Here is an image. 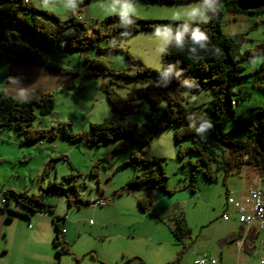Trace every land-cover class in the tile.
Wrapping results in <instances>:
<instances>
[{
    "label": "rangeland",
    "instance_id": "374dc122",
    "mask_svg": "<svg viewBox=\"0 0 264 264\" xmlns=\"http://www.w3.org/2000/svg\"><path fill=\"white\" fill-rule=\"evenodd\" d=\"M29 1L35 7L51 11L61 19L66 18L73 9L77 10L81 21L90 26L95 23L94 20L113 13H130L145 19L174 20H191L204 15L201 0L148 3L143 0ZM221 10L223 32L244 34L242 50L251 49L257 42L264 40V11L246 13L224 8ZM0 26L16 32L19 40L26 46L33 48L36 44L41 48L40 43L26 34L17 23L8 21L4 25L0 23ZM16 27L20 28L19 31ZM171 39V36L157 31H140L119 39L116 42L118 49L112 48L107 51L105 57H101L108 67L121 71L123 62L127 61L128 51L140 57L145 66L160 70L162 51ZM45 50L49 60L56 64V67L48 65L45 68L49 75L58 78L57 83H53L47 90L54 97L55 104L50 114L37 115L32 126L39 130L50 129L47 134H53V140L46 136L43 143L38 144L37 141L26 140L25 132L18 129L5 128L0 131V191L7 188L39 195L45 189L44 198L54 206L53 214L63 216L59 220L60 224L69 230L70 238L66 241L70 244L71 253L58 256V246H53L55 249L52 252L51 240L48 246L34 245L35 242L32 241L28 249L52 252L57 256L56 260L61 257V264H86L95 253L100 258L119 260L118 263L121 264H138L135 260L128 262L127 259L132 256L123 255V251H128V248L145 252L144 256L150 261L149 264H193L198 252L211 249L214 242L217 245L219 235L225 233L229 227L230 221L221 217L223 210L227 209L228 214L233 210L231 207L226 208V188L232 195L239 196L246 193L248 186L264 183V153L261 166L247 165L241 168L239 173L228 174L226 177L219 173L216 182L205 179L199 173L194 193L187 188L189 166L182 165L176 155L179 145L187 146L191 141L186 137L176 141L173 138L175 126L167 127L153 136L149 143L135 145V148L141 149L142 157L151 159V164L156 169H164L167 175L164 185L170 190L169 195H165L169 199L175 198L176 204L160 205L151 200L148 208L143 211L137 199L150 198L149 191L154 189L127 192L123 188L127 180L140 170L137 164L126 165L129 149L115 150L117 139L101 140L97 143L88 141L87 136L91 134L90 123L103 121H112L113 124L135 123L139 130H145L152 120L160 117L162 108L166 106L165 101H162L158 108L151 109L147 102L141 99L131 113L118 114L111 107L103 89H100V84H110L115 92L126 97L135 87L145 83L142 79H128L113 74L105 76L102 70L89 67L84 59L81 60V52L78 50ZM263 60L262 55L244 60V71L251 72ZM7 69L9 70V65L3 56H0V91L8 94V89L5 91L6 85L11 88L14 83L10 81ZM87 69L93 72L84 74ZM136 69L137 65L131 64L127 71L134 72ZM110 78L113 79L112 82H109ZM241 84L250 91V95L240 100L235 110L249 115L252 109L255 110L264 102V78H255L249 74ZM181 92L183 103L196 112L206 108L212 97L210 88L198 92L182 88ZM232 123L225 124V129L235 125ZM52 125L54 128L51 130ZM228 135H232L231 131ZM59 155L64 156L57 158ZM51 157L55 159L53 166L45 171L44 164ZM191 157L184 158L188 160ZM97 162L99 164L96 167ZM121 164L123 165L117 168ZM244 172L250 174L251 178L245 177ZM53 182L62 183L66 187V193L61 190H48L47 187ZM77 194L83 200L103 198L108 201L105 205L95 206L91 203L78 206L74 200ZM67 196L73 199L71 204L68 203ZM10 201L11 211L0 212V250L5 248L8 251L7 256L1 255L0 258H9L8 256H12L11 252L15 254L13 251L22 249L21 243L24 242L26 228L31 227L27 225V217H24L25 208L12 197ZM180 214L184 216L190 233L181 240L174 241L169 227L174 225L173 218ZM7 216L12 219L8 220ZM34 220L53 228L52 213L49 211L31 214V224H35ZM128 231L133 234L124 239ZM74 254L78 256L74 257Z\"/></svg>",
    "mask_w": 264,
    "mask_h": 264
},
{
    "label": "trees",
    "instance_id": "16d2710c",
    "mask_svg": "<svg viewBox=\"0 0 264 264\" xmlns=\"http://www.w3.org/2000/svg\"><path fill=\"white\" fill-rule=\"evenodd\" d=\"M143 1L148 3L176 0ZM201 1L204 15L191 20L145 19L130 13H113L94 20L95 23L90 26L71 14L61 19L51 11L35 7L29 0H0V23L3 25L8 21L17 23L26 34L41 45V48L36 44L30 48L19 40L16 32L0 26V56H3L4 60L10 59L16 63L40 62L56 67L55 62L49 60L45 49L80 51L100 39L108 42L109 48L117 50L116 42L119 39L130 37L140 31H159L171 36L172 39L162 51L160 70L145 66L140 57L128 51L127 61L121 71L108 67L103 59L83 58L89 67L99 68L105 76L113 74L128 79H142L145 82L135 87L126 97L115 92L110 84L103 82L100 84V89H103L116 113H131L141 99L145 100L151 109L158 108L162 101L166 103L160 117L152 120L151 125L145 130H139L135 123L113 124L112 121L90 123L91 134L87 136V140L98 143L101 140L117 139L115 150L129 149L126 165L137 164L140 170L127 180L123 187L125 191L155 189L169 192L164 185L167 178L164 169L162 167L156 169L151 164V159L143 158L141 149L135 148V145L147 144L159 131L175 126L173 138L176 141L184 137L191 141L187 146L179 145L176 155L182 161V165L189 166L187 188L194 192L199 173L205 179L216 182L219 173L226 177L228 174L238 173L247 165L261 166L264 153V102L255 110L252 109L249 115L235 110L239 101L250 95V91L242 87L241 81L249 74L255 78H264V60L249 73L244 71L243 63L246 59L264 56V40L257 42L251 49L242 50L244 34H225L221 25L223 17L221 8L234 12L259 13L264 11V5L254 10L242 11L236 7L237 0ZM19 27H16L18 31ZM131 64L137 65V69L128 73L127 68H130ZM92 72L87 69L84 74ZM112 80L110 78L109 82ZM182 88H187L191 92L210 88L212 97L208 106L199 112L187 107L183 103ZM54 104V97L49 91L37 92L25 98H16L0 91V131L5 128L18 129L25 132L26 140H34L37 143L46 136L53 140V134H47L50 129H34L32 122L37 115L50 114ZM230 122L235 125L226 130L225 124ZM53 128L52 125L51 130ZM230 131L231 136L228 135ZM64 132L67 134L66 130ZM63 156L59 155L57 158ZM186 156H193L194 159L191 157L185 160ZM54 160L52 157L48 159L44 164L45 171L53 166ZM98 164L97 162L95 166ZM47 189L66 193V187L58 182L49 184ZM228 192L226 188V195ZM44 193L45 189L36 195L5 188L0 191V212L11 211L9 206L11 197L25 208L26 217L30 212L49 211L52 213V224L55 229L52 243L55 247L58 246L56 253L58 256L63 253L69 254L70 244L65 240L63 226L59 221L63 216L53 214L54 206L45 200ZM67 198L71 204L73 199L69 196ZM74 200L78 206L91 204V201L81 199L78 194ZM150 202L151 199L147 197L137 199L143 211L148 208ZM7 218L11 219V216ZM173 220L174 225L169 229L176 240L189 235L190 231L182 214L175 216ZM249 233L253 238V235L259 232L252 228ZM127 260L145 264L138 256H132ZM59 262L58 259L56 264ZM101 263L108 264L104 261Z\"/></svg>",
    "mask_w": 264,
    "mask_h": 264
},
{
    "label": "crops",
    "instance_id": "0c3cea01",
    "mask_svg": "<svg viewBox=\"0 0 264 264\" xmlns=\"http://www.w3.org/2000/svg\"><path fill=\"white\" fill-rule=\"evenodd\" d=\"M110 49L111 48H109L108 42H106L105 40L99 39L97 40L95 44L89 45L86 48L80 50L81 52L80 59L83 60V58H86V57H95V58L102 59L101 56L105 57V55L107 54V51ZM115 57L116 56H114V59ZM5 61L9 65V70L7 69L8 70L7 72L8 74H10V81L12 80V82L14 83L12 85L10 84L11 88H9L8 85H6V88H5L6 92L8 89V94L10 96H13L16 98H22V97L25 98L29 95L37 93L38 91L39 92L47 91L48 89L52 87L53 83L55 84L56 79H58L57 77H54V76L52 77L51 75H49V73L45 69L48 67V65L42 64L40 62H25L24 61V62L16 63L14 61H11L10 59H5ZM124 63L125 62H123V66L125 65ZM6 84H7V80H6ZM240 171L241 169L239 170V172ZM244 175L248 179L251 178L250 174H247L244 172ZM260 185L264 187L263 182H260L259 186ZM249 188L250 187L248 186L246 191ZM154 190L149 191V193H151L150 199L154 201L156 204H160V205L169 204L170 205L174 203L175 198L173 199L172 197L169 199L168 197H166V195H169L168 192L154 191ZM186 194H187V191H186ZM171 195L172 194H170V196ZM180 197H184V196H180ZM11 203L12 202H10L9 206H12ZM175 204L176 203H174V205ZM226 205H227L226 208L230 207L228 203H226ZM35 212H30L28 214L29 216L27 217V225L28 226L31 225V227L26 228V233L23 236L24 238L23 243H24L25 249H23V243H21L22 249H19L18 251H13L15 254L11 252L12 256H8L9 258H6V257L0 258V264H56V262L58 261L56 260L57 256L54 253H52L53 250L55 249L54 248L55 246L52 243V238L54 237L55 229L54 227L51 228L50 227L51 225L47 227L45 223L42 224L41 221H38V220H34V222L36 221L35 224H31V214ZM227 212H228L227 209L223 210V212H221V217L223 213H227ZM234 213L235 211L233 209L232 213L228 214L229 218L224 219L225 221H228V222L230 221L229 227H227V231L225 233H223L221 236L219 235V238L217 239L218 241L217 245L214 242L211 245V249L207 248V251L198 252V256L202 254L209 255L212 258L216 259V264H226V263H233V262L234 264H259L258 258H260L261 254L264 251V230L257 233L255 236L253 235V238L251 237V233H249L248 237L243 242L242 237L244 236L245 227L243 226L242 223H240L236 219ZM24 217L26 216L24 215ZM33 226L35 227L33 228ZM63 232H64L65 240H69L70 238L69 230L65 228V226H63ZM128 232H129L128 235H126L125 237L123 236L124 239L126 238L128 239L129 237L132 236L133 233L132 232L130 233V231ZM32 241L35 242L34 245L39 244L43 246L44 245L48 246V243L51 242L52 247L54 246L53 248L51 247L52 252L50 253L47 250L38 251L35 249H28ZM174 241H175V238H174ZM240 245H242V248L244 249L243 254L242 253L239 254L238 252ZM258 246H260V248ZM126 250L128 251H123L124 252L123 255L128 254V256H138V257L140 256L139 258H141L145 264L150 263V261L147 260L144 256L146 255L144 254L145 252L143 251L138 252V251H135L134 249H129V248ZM7 253L8 251L5 248L0 250V256L1 255L7 256ZM216 255H218L219 257L217 258ZM73 256L77 257L78 255L74 254ZM59 260H60L59 264H61L62 263L61 257L59 258ZM101 261H104L108 264L120 262L119 260H110L108 257L100 258L95 253V256L91 255L90 259L86 261V264H102ZM170 264H176V263H170Z\"/></svg>",
    "mask_w": 264,
    "mask_h": 264
},
{
    "label": "built area",
    "instance_id": "2783aa9c",
    "mask_svg": "<svg viewBox=\"0 0 264 264\" xmlns=\"http://www.w3.org/2000/svg\"><path fill=\"white\" fill-rule=\"evenodd\" d=\"M71 15H75L76 12L72 10ZM50 140V138H48ZM43 143V138L38 141ZM107 199H93L92 204L96 205H105ZM226 202L232 207L235 211L234 215L236 219L245 226V233L254 228L257 232L264 230V188L259 186V184L250 187L246 193L240 194L239 196H234L228 192ZM223 219H228V213L222 214ZM243 237V239H244ZM239 254L242 253V246L240 245L238 249ZM194 264H216V260L211 256L202 254L196 256L193 260ZM259 264H264V251L258 258Z\"/></svg>",
    "mask_w": 264,
    "mask_h": 264
},
{
    "label": "water",
    "instance_id": "95a60500",
    "mask_svg": "<svg viewBox=\"0 0 264 264\" xmlns=\"http://www.w3.org/2000/svg\"><path fill=\"white\" fill-rule=\"evenodd\" d=\"M264 5V0H237L236 7L239 10H254Z\"/></svg>",
    "mask_w": 264,
    "mask_h": 264
},
{
    "label": "clouds",
    "instance_id": "9594fccd",
    "mask_svg": "<svg viewBox=\"0 0 264 264\" xmlns=\"http://www.w3.org/2000/svg\"><path fill=\"white\" fill-rule=\"evenodd\" d=\"M74 10V9H73ZM75 12H76V14L74 15V16H76V17H78L79 16V13L77 12V10H74ZM71 13H69V15H70ZM79 18V17H78ZM257 185V184H256ZM260 186H262V185H260ZM263 187V186H262ZM264 188V187H263ZM228 213V212H227ZM244 226V225H243ZM245 227V226H244ZM251 230V229H250ZM249 230V231H250ZM249 231L246 233V236L244 237V239H243V242L245 241V239L248 237V234H249ZM245 233V232H244ZM242 237V238H243ZM242 246V245H241ZM242 251H243V253H244V249L242 248Z\"/></svg>",
    "mask_w": 264,
    "mask_h": 264
}]
</instances>
